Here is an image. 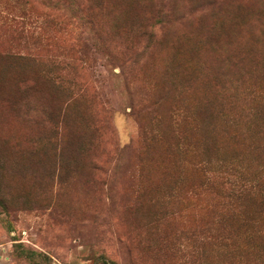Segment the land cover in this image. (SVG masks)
Listing matches in <instances>:
<instances>
[{
	"label": "rangeland",
	"instance_id": "374dc122",
	"mask_svg": "<svg viewBox=\"0 0 264 264\" xmlns=\"http://www.w3.org/2000/svg\"><path fill=\"white\" fill-rule=\"evenodd\" d=\"M252 122L264 0H0V264H264L204 161Z\"/></svg>",
	"mask_w": 264,
	"mask_h": 264
},
{
	"label": "trees",
	"instance_id": "16d2710c",
	"mask_svg": "<svg viewBox=\"0 0 264 264\" xmlns=\"http://www.w3.org/2000/svg\"><path fill=\"white\" fill-rule=\"evenodd\" d=\"M260 123L250 124L255 125L253 130L248 131L251 134L249 138L254 143H262L261 138L264 139V124ZM263 147L254 146L260 159L253 157L248 160L244 155L240 157L237 154L225 158L218 157L214 160L203 156L206 165L211 166L214 163L215 171L222 175L221 180L225 179L224 187H221L225 193L224 198L228 200L227 206L233 203L236 210L234 213L221 212L219 227V239L224 241L225 245H234L230 239H235L236 242L240 238L246 244L240 250L239 246L232 249L234 254H243L241 251H246L245 254H264V157L259 155L261 151H264ZM211 178L205 177L209 185L212 184ZM249 202L257 204L255 210L250 211ZM225 233H229L228 238L227 236L221 238Z\"/></svg>",
	"mask_w": 264,
	"mask_h": 264
}]
</instances>
